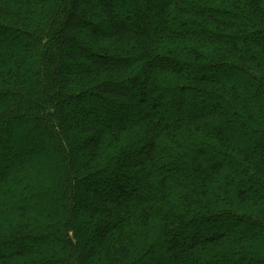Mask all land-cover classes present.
<instances>
[{
	"label": "trees",
	"instance_id": "1",
	"mask_svg": "<svg viewBox=\"0 0 264 264\" xmlns=\"http://www.w3.org/2000/svg\"><path fill=\"white\" fill-rule=\"evenodd\" d=\"M0 264H264V0H0Z\"/></svg>",
	"mask_w": 264,
	"mask_h": 264
},
{
	"label": "rangeland",
	"instance_id": "2",
	"mask_svg": "<svg viewBox=\"0 0 264 264\" xmlns=\"http://www.w3.org/2000/svg\"><path fill=\"white\" fill-rule=\"evenodd\" d=\"M111 1H113V2H114V0H111ZM118 2H120V1H118ZM206 101H211V100H206Z\"/></svg>",
	"mask_w": 264,
	"mask_h": 264
}]
</instances>
